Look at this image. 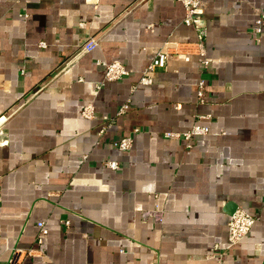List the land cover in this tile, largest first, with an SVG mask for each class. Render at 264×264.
<instances>
[{
  "label": "crops",
  "instance_id": "crops-1",
  "mask_svg": "<svg viewBox=\"0 0 264 264\" xmlns=\"http://www.w3.org/2000/svg\"><path fill=\"white\" fill-rule=\"evenodd\" d=\"M203 3L205 67L176 0H0V264H264V0ZM111 61L128 76L104 82ZM235 210L253 224L231 245Z\"/></svg>",
  "mask_w": 264,
  "mask_h": 264
},
{
  "label": "built area",
  "instance_id": "built-area-1",
  "mask_svg": "<svg viewBox=\"0 0 264 264\" xmlns=\"http://www.w3.org/2000/svg\"><path fill=\"white\" fill-rule=\"evenodd\" d=\"M179 2L183 8V18L182 24L185 26H191L194 28L196 32V39L198 41L199 46V55L201 56V65L205 67L207 65V61L204 58V50L202 48V44L206 37V29L201 20V14L204 9L203 0H176ZM26 17V16H24ZM252 33L254 35H262L264 34V12L258 13L255 15L252 23ZM40 47H44L43 43H39ZM96 47V41L93 38H87L82 45L80 46L81 53H89ZM152 60L143 68L140 72L139 79L137 85H150L152 83V73L157 69H162L165 64V53L160 51H153ZM97 64H102L97 62ZM103 81L104 82H113L122 79L123 77L128 76L129 71H127L124 66L119 61H111L109 63H103ZM103 83H99L95 85V88L98 89L102 86ZM197 102L201 103L202 98V82L199 81L197 83L196 90ZM127 109V104H123L119 107L116 115L123 114ZM80 116L84 119L91 120L93 115V108L90 104L84 105L80 110ZM103 121V127L100 128L99 134L103 133V130L108 127L112 119L107 117H101ZM209 133V130L205 126H200L198 124H193L187 131L183 133H165L164 137L166 138H176L183 139L188 141L191 137L206 135ZM5 142H0V145H3ZM132 144L130 137H124L113 143V146L118 151H127L130 149ZM103 166L110 170H117L118 163L115 161H105L103 162ZM155 218L156 222H160L161 217L158 213H149ZM63 227L68 226V222H62ZM253 224V217L248 213L242 210H235L228 218L227 223V241L229 244L234 245L240 242L249 232L251 226ZM37 235L35 237V244L41 245L43 237L47 234V230L44 228L42 222L36 223ZM35 252L33 249H27L23 252L17 251L14 259L12 260V264H20L21 260L27 256L31 255Z\"/></svg>",
  "mask_w": 264,
  "mask_h": 264
},
{
  "label": "water",
  "instance_id": "water-1",
  "mask_svg": "<svg viewBox=\"0 0 264 264\" xmlns=\"http://www.w3.org/2000/svg\"><path fill=\"white\" fill-rule=\"evenodd\" d=\"M233 212H234V211H233ZM233 212H232V213H233ZM232 213H231V214H232Z\"/></svg>",
  "mask_w": 264,
  "mask_h": 264
}]
</instances>
